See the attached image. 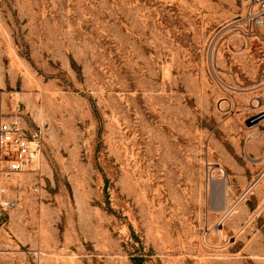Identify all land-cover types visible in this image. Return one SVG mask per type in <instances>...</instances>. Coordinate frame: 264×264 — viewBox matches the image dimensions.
I'll return each mask as SVG.
<instances>
[{
	"label": "rangeland",
	"instance_id": "obj_1",
	"mask_svg": "<svg viewBox=\"0 0 264 264\" xmlns=\"http://www.w3.org/2000/svg\"><path fill=\"white\" fill-rule=\"evenodd\" d=\"M247 10L0 0L3 110L42 137L0 205V264H264V25Z\"/></svg>",
	"mask_w": 264,
	"mask_h": 264
},
{
	"label": "built area",
	"instance_id": "obj_2",
	"mask_svg": "<svg viewBox=\"0 0 264 264\" xmlns=\"http://www.w3.org/2000/svg\"><path fill=\"white\" fill-rule=\"evenodd\" d=\"M248 6L247 19L254 27L264 25V0H244ZM13 114L3 110L0 95V205L3 209L16 206V201L9 195L13 181L23 172L28 171L41 157L42 137L38 130L27 133L20 119V103L13 107ZM264 119V111L256 117Z\"/></svg>",
	"mask_w": 264,
	"mask_h": 264
},
{
	"label": "bare ground",
	"instance_id": "obj_3",
	"mask_svg": "<svg viewBox=\"0 0 264 264\" xmlns=\"http://www.w3.org/2000/svg\"><path fill=\"white\" fill-rule=\"evenodd\" d=\"M27 170H30V168L29 169H27ZM22 174V173H21ZM21 178V177H20ZM221 180V179H220ZM255 182V181H254ZM258 182V181H257ZM225 183L223 182V181H221V182H219V186H220V188H222V196L224 197V200H226V194H227V191L224 189V186L226 185H224ZM255 184V183H254ZM218 185V184H217ZM253 186V185H252ZM221 190V189H220ZM225 203V202H224ZM223 203V204H224ZM232 210V209H231Z\"/></svg>",
	"mask_w": 264,
	"mask_h": 264
},
{
	"label": "trees",
	"instance_id": "obj_4",
	"mask_svg": "<svg viewBox=\"0 0 264 264\" xmlns=\"http://www.w3.org/2000/svg\"><path fill=\"white\" fill-rule=\"evenodd\" d=\"M134 260H137L136 258Z\"/></svg>",
	"mask_w": 264,
	"mask_h": 264
}]
</instances>
